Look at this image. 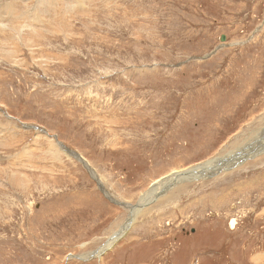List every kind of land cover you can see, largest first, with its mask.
I'll use <instances>...</instances> for the list:
<instances>
[{"label":"rangeland","instance_id":"rangeland-1","mask_svg":"<svg viewBox=\"0 0 264 264\" xmlns=\"http://www.w3.org/2000/svg\"><path fill=\"white\" fill-rule=\"evenodd\" d=\"M0 30V264H264V151L139 203L262 138L264 0H0Z\"/></svg>","mask_w":264,"mask_h":264},{"label":"bare ground","instance_id":"bare-ground-1","mask_svg":"<svg viewBox=\"0 0 264 264\" xmlns=\"http://www.w3.org/2000/svg\"><path fill=\"white\" fill-rule=\"evenodd\" d=\"M3 11L5 12L7 10L3 8ZM3 11H1V12H3ZM6 13L10 14L9 12H6ZM36 34L38 35V33H36ZM1 36L2 37H0V45H2L3 43L6 44V42H7L6 37H4L3 34H1ZM221 40H223V37L221 38ZM11 53H17V51L12 49L9 52V54H7V56H10ZM262 132L260 134V136L262 138L257 140V141H255V142H252V144H250L247 147H244L242 149H237L234 153L231 152L228 155H225L224 157L221 156L220 158H218L216 160H213V161H211V162H209L207 164L199 165V166H197L195 168L193 167V169H191V170L173 172L172 174H170L168 177H166L161 182L153 183V185H152L153 187L150 189V191L148 193L144 194L143 196H141V198L139 200V203H140L141 206L140 205L139 206L140 207H144L145 205H149V203L152 202V199H151L152 195L155 196L156 198H158V197L161 198V196L164 197V195L167 194V191L172 189V188L171 189L169 188L171 186L174 187V186H177L179 184H183L185 182L187 183V182H190V181H194L196 179H202L204 174H208V173L213 174L215 171H218V170H220V172H223L225 169L231 170L233 167H236L240 163L245 161L248 157H250L252 155H253L252 158H255V157L259 156L264 151V134ZM0 146H1V144H0ZM155 192H157V193H155ZM131 211H134L133 207H132ZM139 211L140 210H136V213H138ZM132 214H134V212H132ZM118 238H119V236L116 235L114 238H112L108 242L107 245H109V243L111 241H116Z\"/></svg>","mask_w":264,"mask_h":264},{"label":"water","instance_id":"water-1","mask_svg":"<svg viewBox=\"0 0 264 264\" xmlns=\"http://www.w3.org/2000/svg\"><path fill=\"white\" fill-rule=\"evenodd\" d=\"M193 232V231H192Z\"/></svg>","mask_w":264,"mask_h":264}]
</instances>
